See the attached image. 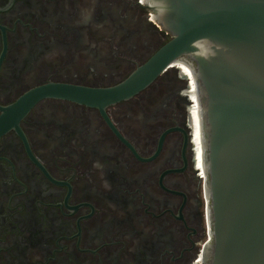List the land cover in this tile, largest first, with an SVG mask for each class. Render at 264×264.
<instances>
[{"label":"flooded vegetation","instance_id":"flooded-vegetation-1","mask_svg":"<svg viewBox=\"0 0 264 264\" xmlns=\"http://www.w3.org/2000/svg\"><path fill=\"white\" fill-rule=\"evenodd\" d=\"M172 37L146 0H0V108L50 81L119 83ZM178 64L108 119L44 99L0 135V264H209L201 127Z\"/></svg>","mask_w":264,"mask_h":264},{"label":"water","instance_id":"water-1","mask_svg":"<svg viewBox=\"0 0 264 264\" xmlns=\"http://www.w3.org/2000/svg\"><path fill=\"white\" fill-rule=\"evenodd\" d=\"M172 34L108 86L50 81L1 107L0 135L41 100L100 110L128 100L181 60L193 70L202 121L209 264H264V0H146Z\"/></svg>","mask_w":264,"mask_h":264},{"label":"bare ground","instance_id":"bare-ground-1","mask_svg":"<svg viewBox=\"0 0 264 264\" xmlns=\"http://www.w3.org/2000/svg\"><path fill=\"white\" fill-rule=\"evenodd\" d=\"M178 66H182V68L185 69L187 74L193 78V91H194V96H195V99L197 102V109H196L195 113H196V116L198 118L199 127H201L200 128V130H201L200 140H202V121H201L200 109H199V104H198V99H197V92H196V86H195V81H194V76H193V70H192L191 66L186 62H179ZM200 150H201L200 151V157H201L200 158V170H201V172H203L205 174L204 164H203V154H204L203 141L200 144Z\"/></svg>","mask_w":264,"mask_h":264},{"label":"clouds","instance_id":"clouds-1","mask_svg":"<svg viewBox=\"0 0 264 264\" xmlns=\"http://www.w3.org/2000/svg\"><path fill=\"white\" fill-rule=\"evenodd\" d=\"M105 187H107V185H105Z\"/></svg>","mask_w":264,"mask_h":264},{"label":"rangeland","instance_id":"rangeland-1","mask_svg":"<svg viewBox=\"0 0 264 264\" xmlns=\"http://www.w3.org/2000/svg\"><path fill=\"white\" fill-rule=\"evenodd\" d=\"M123 14H124V12H123Z\"/></svg>","mask_w":264,"mask_h":264}]
</instances>
